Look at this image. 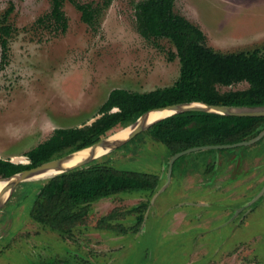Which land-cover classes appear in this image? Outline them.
<instances>
[{"label":"rangeland","instance_id":"obj_1","mask_svg":"<svg viewBox=\"0 0 264 264\" xmlns=\"http://www.w3.org/2000/svg\"><path fill=\"white\" fill-rule=\"evenodd\" d=\"M140 1L112 0L96 28L66 3L68 30L55 35L35 24L51 0H0V18L14 3L9 22L17 29L10 62L0 70V159L30 164L27 152L57 128L85 127L113 89L148 92L178 79L179 59L169 61L174 45L148 41L136 29ZM174 11L197 25L217 52L264 54V0H176ZM148 130L98 160L157 175L154 195L96 201L64 235L30 216L48 179L21 183L0 208V264H80L82 258L91 264H264V137L250 146L188 153L169 177L171 151ZM142 203L149 206L135 232L138 212L132 211ZM112 215L126 234L97 228Z\"/></svg>","mask_w":264,"mask_h":264},{"label":"trees","instance_id":"obj_2","mask_svg":"<svg viewBox=\"0 0 264 264\" xmlns=\"http://www.w3.org/2000/svg\"><path fill=\"white\" fill-rule=\"evenodd\" d=\"M66 3L72 4L81 13L84 23L96 28L112 0L89 3L51 0L49 12L40 16L35 24L55 35L66 33L69 26L64 10ZM175 3L176 0L140 1L135 5V17L136 29L143 38L148 41L167 39L174 45L176 53L170 54L169 61H174L176 57L179 59L178 79L170 86L148 92L113 89L99 110L101 117L98 120L85 127L55 129L47 140L26 153L30 160L28 165L0 159V178H9L58 156L89 148L109 132H120L155 109L194 102L230 107H264V54L258 49L238 53L215 51L197 25L175 13ZM14 10L15 5L11 3L0 18V70L10 62V40L17 32L9 22ZM241 83H246L248 87L221 91L223 87ZM148 131L154 140L171 151L172 158L195 147L232 145L251 140L264 131V117L187 111L155 123ZM159 186L160 178L157 175L121 170L97 159L49 178L39 189L30 216L34 222L51 231L69 235L76 225L85 220L94 202L117 194L147 192L154 195ZM148 206V203H142L133 209L132 212H138L135 232L141 228ZM113 220L114 215L103 218L97 228L124 234L128 232L123 226L112 223ZM80 264L91 263L82 258Z\"/></svg>","mask_w":264,"mask_h":264},{"label":"water","instance_id":"obj_3","mask_svg":"<svg viewBox=\"0 0 264 264\" xmlns=\"http://www.w3.org/2000/svg\"><path fill=\"white\" fill-rule=\"evenodd\" d=\"M163 110L172 111V114L169 115L168 117L162 118V119H160V120H158V121H156V122H154L148 126L147 125V116L152 111H163ZM152 111L144 114L135 123L124 128V129L131 128V133L128 135V137L126 139L113 141V142L110 141L109 138L108 139H102L101 141H99V142L95 143L94 145H92L91 147H89L92 150H91L90 156L87 159H85L84 161H82V162H80V163H78L72 167H65V164L68 161H70V159L72 158V156L75 152L71 153L69 155L60 157L58 159L51 160V161L46 162L44 164H41L37 167L21 171V172L15 174L9 178H6V179H12V178H14V179H12V181L10 183H8V185L2 190L0 198L3 197L8 192H9V198H10L11 194L17 189V187L21 183L29 181L32 178L39 176L41 174H46L50 171H55V172H57L56 175H58V174L65 173L69 170H72V169H75L78 167H82V166H84V165H86V164H88L94 160H97V150L99 148L102 150H106L109 153V152L113 151L114 149L119 148L122 145L128 143L129 141L134 139L136 136H138L140 133L149 129L155 123H157L163 119L169 118L175 114L184 113L187 111H200V112L215 113V114L225 115V116L264 117V107H230V106L209 105V104L201 103V102H194V103H188V104H175V105L167 106L165 108L155 109ZM100 117L101 116H97L93 121H91L90 123H87V125H91L96 120H98ZM263 137H264V131L261 134H259L257 137H255L251 140H248V141H244V142H240V143H236V144H232V145L195 147V148L187 149L185 151L177 153L171 158V160L169 162V170H168L169 177L172 174L173 166H174V163L176 162V160H178L180 157H182L188 153L199 151V150H212V149L219 150V149L238 148V147H242V146H250V145L256 143L257 141L261 140ZM85 149H87V148H85ZM82 150H84V149H82ZM10 161L14 164H24L23 162H21V160L19 158L18 159L15 158V159L10 160ZM259 197L260 196H258L256 198V200ZM5 202L0 201V208L2 207V205Z\"/></svg>","mask_w":264,"mask_h":264},{"label":"bare ground","instance_id":"obj_4","mask_svg":"<svg viewBox=\"0 0 264 264\" xmlns=\"http://www.w3.org/2000/svg\"><path fill=\"white\" fill-rule=\"evenodd\" d=\"M172 114V111L169 110H163V111H152L148 116H147V125H151L152 123L168 117L169 115ZM131 133V128H127V129H123L120 130V132L114 133L111 137H109L110 141H118V140H123L126 139L128 137V135ZM91 148H87L84 150H80L78 152H75L72 156V158L70 159V161H68L65 164V167H72L82 161H84L85 159H87L90 154H91ZM108 152L106 150H102V149H98L97 150V159L103 157L104 155H106ZM18 159V157L16 158ZM21 159V158H19ZM24 159V158H23ZM57 174V172L55 171H50L46 174H41L39 176H36L34 178H32L29 181H44L47 180L53 176H55ZM14 179V178H12ZM12 179H0V195L2 190L8 185V183H10L12 181ZM9 198V192L6 193L3 197L0 198V201L5 202L7 199Z\"/></svg>","mask_w":264,"mask_h":264},{"label":"flooded vegetation","instance_id":"obj_5","mask_svg":"<svg viewBox=\"0 0 264 264\" xmlns=\"http://www.w3.org/2000/svg\"><path fill=\"white\" fill-rule=\"evenodd\" d=\"M243 147V146H242Z\"/></svg>","mask_w":264,"mask_h":264}]
</instances>
